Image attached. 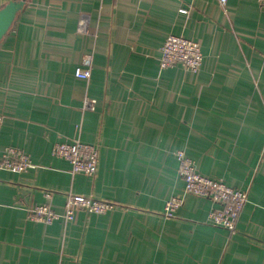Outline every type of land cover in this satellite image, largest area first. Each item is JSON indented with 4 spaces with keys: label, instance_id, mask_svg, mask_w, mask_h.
<instances>
[{
    "label": "crops",
    "instance_id": "crops-1",
    "mask_svg": "<svg viewBox=\"0 0 264 264\" xmlns=\"http://www.w3.org/2000/svg\"><path fill=\"white\" fill-rule=\"evenodd\" d=\"M169 35L199 44L197 72L160 67ZM86 54L83 80L76 73ZM0 118V155L18 148L34 166L0 169V264H264V9L256 0H26L0 43ZM74 137L98 148L93 176L71 174L52 154ZM178 151L202 175L247 192L236 231L210 222L208 198L186 195L164 216L165 202L183 194ZM69 193L116 206L77 211L72 222L29 218L45 202L62 212Z\"/></svg>",
    "mask_w": 264,
    "mask_h": 264
},
{
    "label": "built area",
    "instance_id": "built-area-1",
    "mask_svg": "<svg viewBox=\"0 0 264 264\" xmlns=\"http://www.w3.org/2000/svg\"><path fill=\"white\" fill-rule=\"evenodd\" d=\"M227 0H219L221 6H225ZM264 9V0H256ZM79 31L94 34V30L84 27L81 23ZM159 65L162 69L172 67L176 64L182 65L186 70L197 72L203 61V54L199 44L193 40L177 35H169L159 49ZM92 56L86 54L82 59V68L76 76L88 80L91 75ZM84 108L91 107L90 102H84ZM0 118V128H1ZM52 154L56 157L66 159L70 163L71 174H84L93 176L98 168L99 153L94 144L81 141L79 138L66 139L54 144ZM178 160V173L183 181L182 195L171 196L164 205L163 213L167 218L174 216V212L183 204L186 195L208 198L213 209L209 213L210 222L216 226L232 233L236 231V224L245 204L248 194L228 185L225 181L213 179L199 173L191 158L184 152H176ZM34 167L30 157L24 151L7 147L0 155V169L11 172L22 173ZM50 198L51 194H45ZM116 204L112 201L69 193L66 197L64 210L55 211L48 202L34 205L29 209V218L42 224H52L55 221L72 222L77 211L86 214H105L115 209Z\"/></svg>",
    "mask_w": 264,
    "mask_h": 264
},
{
    "label": "water",
    "instance_id": "water-1",
    "mask_svg": "<svg viewBox=\"0 0 264 264\" xmlns=\"http://www.w3.org/2000/svg\"><path fill=\"white\" fill-rule=\"evenodd\" d=\"M26 0H11L0 8V43L21 12Z\"/></svg>",
    "mask_w": 264,
    "mask_h": 264
},
{
    "label": "rangeland",
    "instance_id": "rangeland-1",
    "mask_svg": "<svg viewBox=\"0 0 264 264\" xmlns=\"http://www.w3.org/2000/svg\"><path fill=\"white\" fill-rule=\"evenodd\" d=\"M8 171V170H7Z\"/></svg>",
    "mask_w": 264,
    "mask_h": 264
}]
</instances>
